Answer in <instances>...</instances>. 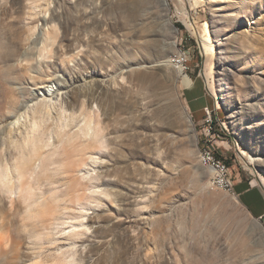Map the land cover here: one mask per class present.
Here are the masks:
<instances>
[{
    "label": "rangeland",
    "instance_id": "obj_1",
    "mask_svg": "<svg viewBox=\"0 0 264 264\" xmlns=\"http://www.w3.org/2000/svg\"><path fill=\"white\" fill-rule=\"evenodd\" d=\"M165 1L0 0V55L16 50L0 60L2 165L12 164L37 100L109 90L98 112L106 146L77 145L95 160L73 173L64 197L70 212L88 204L81 176L97 177L85 234L66 240L64 225L36 241L27 183L11 196L0 186V264H38L55 249H71L74 264H264V161L250 159L264 158V0ZM46 26L58 37L40 53ZM148 60L168 63L165 77L146 87L120 81ZM205 149L228 168L230 190L210 189Z\"/></svg>",
    "mask_w": 264,
    "mask_h": 264
},
{
    "label": "bare ground",
    "instance_id": "obj_2",
    "mask_svg": "<svg viewBox=\"0 0 264 264\" xmlns=\"http://www.w3.org/2000/svg\"><path fill=\"white\" fill-rule=\"evenodd\" d=\"M44 1L48 2V0ZM159 1L162 7L166 5L165 0ZM39 7V4L33 5L32 10ZM168 24L171 25L170 22ZM35 27L32 26L28 30L27 40L34 35ZM204 27L207 36H209L206 23ZM53 31H55V26H48L44 39L39 40L38 43L41 44L40 53L47 51L48 46L53 47L55 44L58 34L53 33ZM14 42L15 40L12 44ZM206 51H211V47H207ZM15 53V47L8 46L0 55V60H9ZM152 63L153 61L149 60L138 61L136 63V66L139 65L137 68H133L129 64L125 71H121L118 78L121 82H126L131 86L139 84L146 87L149 82L157 77H165L162 65L170 66L165 62ZM175 71L183 77V83L188 87L191 81L180 68L177 67ZM118 78L113 80L114 86H120L117 81ZM108 85H111V83ZM98 90L100 91L98 92ZM108 92L107 87L98 86L95 90L93 87H89L88 92H76L68 96L66 100L63 97H61L62 100L57 99L59 96H55L53 93L37 100L31 109L29 125L26 127L22 140L14 146L16 154L12 164L2 165L0 161V186H3L5 194L10 196L15 193L21 194L24 192L23 185L25 183L28 185V190L22 196V200L25 203V219L32 226L41 229V233H37L35 236L36 241L44 240L49 234L52 235L53 231H55V234L65 233L62 228L64 225H70L69 228H71V232L66 234V240L75 239L85 234L86 227L83 220L86 218V212L90 209L89 204L98 202V199L92 196L96 193L95 182L98 181L97 177L93 176L90 170V173H87L88 180L81 176V180L83 179L89 192V196L86 198L88 204L74 202L75 205L79 206V209L70 212L69 207L65 205L66 200L64 197L71 187L69 181L73 173L78 171L80 165L84 164L88 158L92 162L95 160L90 150H87V148L82 149V147L77 149V145L84 144L86 147H98L99 150L106 146L101 133L103 128L99 121L98 112L101 109L99 97ZM15 103L13 97L10 96L7 106H13ZM94 103L95 106L93 107L92 104ZM7 106H5L6 109ZM2 108L0 106V109ZM181 110L190 126L194 139H196L186 107L183 106ZM82 154L84 157L79 158ZM250 159L253 162L264 161V158L259 157H251ZM199 160H205L204 150L199 153ZM200 164L202 167L208 168L213 175L210 165ZM84 166L89 165L85 164ZM209 186L211 190H227L226 186ZM100 194L108 195L106 192ZM257 227L260 228V225H257ZM37 257L41 258L38 264H48V262H52L51 264H74L75 262L71 249H55L54 254L46 257L45 255H39Z\"/></svg>",
    "mask_w": 264,
    "mask_h": 264
},
{
    "label": "built area",
    "instance_id": "obj_3",
    "mask_svg": "<svg viewBox=\"0 0 264 264\" xmlns=\"http://www.w3.org/2000/svg\"><path fill=\"white\" fill-rule=\"evenodd\" d=\"M208 118L210 119V114L208 112ZM207 120V122H209ZM205 160H200V163H206L207 165L211 166V171L213 172V175L211 177V186H226L227 190H230L231 183L229 182L227 178L228 168H226V165L223 163V161L215 158L211 151L205 149ZM263 216L259 217L260 219Z\"/></svg>",
    "mask_w": 264,
    "mask_h": 264
},
{
    "label": "crops",
    "instance_id": "obj_4",
    "mask_svg": "<svg viewBox=\"0 0 264 264\" xmlns=\"http://www.w3.org/2000/svg\"><path fill=\"white\" fill-rule=\"evenodd\" d=\"M255 215H257V216H262L263 213H259L258 211H256V212H255Z\"/></svg>",
    "mask_w": 264,
    "mask_h": 264
},
{
    "label": "trees",
    "instance_id": "obj_5",
    "mask_svg": "<svg viewBox=\"0 0 264 264\" xmlns=\"http://www.w3.org/2000/svg\"><path fill=\"white\" fill-rule=\"evenodd\" d=\"M179 28V25H176Z\"/></svg>",
    "mask_w": 264,
    "mask_h": 264
}]
</instances>
